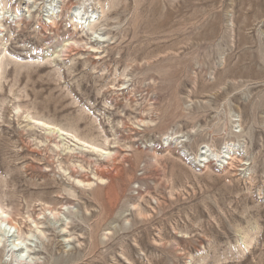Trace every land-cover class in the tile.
<instances>
[{
    "label": "rangeland",
    "instance_id": "obj_1",
    "mask_svg": "<svg viewBox=\"0 0 264 264\" xmlns=\"http://www.w3.org/2000/svg\"><path fill=\"white\" fill-rule=\"evenodd\" d=\"M0 18V264H264V0Z\"/></svg>",
    "mask_w": 264,
    "mask_h": 264
},
{
    "label": "bare ground",
    "instance_id": "obj_2",
    "mask_svg": "<svg viewBox=\"0 0 264 264\" xmlns=\"http://www.w3.org/2000/svg\"><path fill=\"white\" fill-rule=\"evenodd\" d=\"M1 19H2V18H0V21H1ZM87 19H88V18H87ZM80 27H81V25H80ZM249 27H250V26H249ZM0 31H1V30H0ZM43 125H44V124H43ZM5 217H6V216H5ZM5 217H4V220H3V219H0V224H1L2 220H3L4 223L7 222V224L9 225L10 222H9L8 220H10V219H7V218H5ZM37 220H38V219H37ZM10 221H13V220H10ZM32 221H33V220H32ZM3 222H2V223H3ZM37 222H38V221H37ZM37 222H36V223H37ZM32 223H34V221H33ZM36 223H34V224H36ZM8 225H7V226H8ZM16 225H17V224H16ZM11 226H12V225H11ZM14 227L19 231V228H18L17 226H14ZM37 227H38V226H37ZM1 228H2V227H1ZM15 228H14V230H16ZM37 229H38V228H37ZM17 230H16V231H17ZM29 231H31V230H29ZM4 232H5V231H4ZM6 233H7V232H6ZM18 233H19V232H18ZM23 234H24V233H23ZM28 234H29V233H28ZM27 236H28V235H27ZM16 239H17V238H16ZM17 241H19V242H21V243H22V242L25 243V242L29 241V238H26V235H22V236H20V237L18 236V240H17ZM25 245H26V244H25ZM18 247H19V246H18ZM14 248L16 249L15 251H14L13 249H10L8 253H12V254H15V255H16L19 251H17L18 248H16L15 246H14ZM19 248H20V247H19ZM21 248H22V247H21ZM2 249H3V248H2Z\"/></svg>",
    "mask_w": 264,
    "mask_h": 264
}]
</instances>
